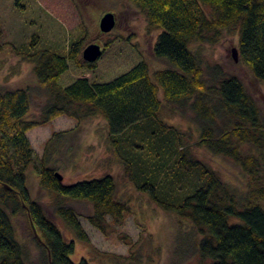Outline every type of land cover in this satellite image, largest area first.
I'll use <instances>...</instances> for the list:
<instances>
[{
  "label": "trees",
  "instance_id": "1",
  "mask_svg": "<svg viewBox=\"0 0 264 264\" xmlns=\"http://www.w3.org/2000/svg\"><path fill=\"white\" fill-rule=\"evenodd\" d=\"M129 1L160 30L153 53L165 68L151 73L132 35L119 33L102 43L94 61L82 57L81 40L64 54L21 53L34 63L32 74L45 93L38 118L28 117V86L0 85V264H30L14 224L19 215L40 248L41 264H89L71 260L74 241L47 216L28 184L33 157L27 132L61 115L79 122L102 116L111 148L137 189L199 233L196 264H264V120L244 82L218 64L206 73L194 49L237 28L240 60L264 84V0ZM1 37L0 26V51ZM165 105L194 113L199 127L194 143L192 133L161 116ZM65 134L55 133L50 142ZM195 146L235 161L246 175V189L224 181ZM47 161L38 172L40 186L55 197L57 217L83 241L89 242L87 233L67 199L89 202L88 220L103 232L108 216L119 220L129 210L117 198L112 175L66 185Z\"/></svg>",
  "mask_w": 264,
  "mask_h": 264
},
{
  "label": "rangeland",
  "instance_id": "2",
  "mask_svg": "<svg viewBox=\"0 0 264 264\" xmlns=\"http://www.w3.org/2000/svg\"><path fill=\"white\" fill-rule=\"evenodd\" d=\"M106 12H113L117 19L109 33L101 32L99 26ZM0 26L3 44L0 85L30 88L29 118L40 116L45 93L32 74L34 63L23 59L22 52L52 49L64 54L73 41L81 40L83 49L91 43L102 44L121 33L132 35L145 55L151 73L166 67V62L157 59L153 53L160 30L150 27L145 15L129 0H0ZM36 37L37 41L32 45ZM237 44L238 31L234 28L224 31L216 43L194 44V49L201 57L206 73L210 66L218 64L225 74L235 75L244 82L264 120V84L240 59L237 62L233 59L231 50ZM174 109L176 111L172 112L168 106H163L161 116L168 123L192 133L189 140L194 143L199 135L194 113L189 109L183 112L177 106ZM58 132L66 134L59 142L51 143ZM108 133L107 123L100 115L80 122L61 115L27 132L33 157V163L26 171L30 192L42 201L47 216L57 221L66 239L74 241L71 260L85 259L89 264H196L199 233L187 220L162 209L148 193L137 189L114 154ZM194 150L224 181L242 191L246 189V175L235 161L199 146ZM45 157L47 166L61 174L66 185L112 175L117 184V198L125 202L129 210L119 220L108 216L107 231L103 232L88 220L92 213L89 202L67 199L87 233L89 242L83 241L57 217L53 209L55 197L40 186L38 172ZM14 224L19 238L25 241L29 263L41 264L40 248L27 230L25 217H14Z\"/></svg>",
  "mask_w": 264,
  "mask_h": 264
},
{
  "label": "water",
  "instance_id": "3",
  "mask_svg": "<svg viewBox=\"0 0 264 264\" xmlns=\"http://www.w3.org/2000/svg\"><path fill=\"white\" fill-rule=\"evenodd\" d=\"M116 20H117L116 15L113 12L104 13V15L101 17L100 22H99L101 32L103 33L111 32L116 25V22H117ZM101 51H102V44L91 43L82 49V57L86 61H94L98 58ZM231 51H232L233 59L236 62L239 61L240 57H239V52H238L237 47H233ZM55 174L59 178V180L62 181L63 176L59 174L58 172H56Z\"/></svg>",
  "mask_w": 264,
  "mask_h": 264
}]
</instances>
